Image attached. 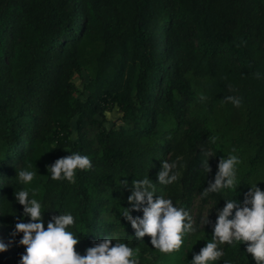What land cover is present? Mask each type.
<instances>
[{
  "label": "trees",
  "instance_id": "obj_1",
  "mask_svg": "<svg viewBox=\"0 0 264 264\" xmlns=\"http://www.w3.org/2000/svg\"><path fill=\"white\" fill-rule=\"evenodd\" d=\"M71 153L92 167L75 183L52 180L47 167ZM230 154L236 187L202 196ZM164 161L176 164L171 185L158 183ZM20 169L37 172L30 184ZM145 178L189 214L197 199L220 211L252 185L264 191V0H0V264L25 252L13 235L30 222L21 188L41 202L45 228L73 215L81 255L108 237L133 248L137 264H190L217 216L194 224L178 252L155 250L123 218L132 181ZM218 247L212 264H255L245 244Z\"/></svg>",
  "mask_w": 264,
  "mask_h": 264
},
{
  "label": "clouds",
  "instance_id": "obj_2",
  "mask_svg": "<svg viewBox=\"0 0 264 264\" xmlns=\"http://www.w3.org/2000/svg\"><path fill=\"white\" fill-rule=\"evenodd\" d=\"M200 99L204 100L206 97L202 95ZM223 99L235 107L241 106V98L237 96H226ZM204 154L211 157L210 153ZM239 163L238 156L233 154L221 158L214 182L209 183L202 196L218 193L222 189H234ZM91 167L92 162L88 156L71 153L57 159L47 167V171L52 180L63 179L75 183L76 171ZM175 167V163L164 161L162 170L158 173V183H174L177 180V175L172 171ZM202 167L207 173L211 171L208 160ZM36 174L35 171L20 169L17 180L27 185ZM122 184L123 187H128L127 180ZM154 193L155 186L148 178L133 180L131 195L128 197V203L132 207L124 208L123 218L130 223L138 240L149 237L152 248L163 254L178 252L184 244L185 234L196 231L193 219L184 208L174 206L171 199L155 196ZM35 195L36 191L33 190L32 196ZM14 196L23 207L24 216L30 217L28 223H16L13 232L14 236L23 234L19 244L25 248V252L20 258V264H137L133 248L122 242H115L113 245V239L108 237L87 248L85 254L81 255L76 251L80 239L69 230L75 224L73 215L53 216L45 228L41 202L35 198L30 199L29 191L24 188L17 190ZM133 211H142V218H134L131 215ZM202 223L207 225L208 218L202 220ZM234 243L245 244L246 253L251 255L255 264H264V191L257 185L250 186L242 204L232 199L225 200V206L217 213L212 240L193 256L190 264H212L224 255L218 245ZM5 251L6 245L0 242V252Z\"/></svg>",
  "mask_w": 264,
  "mask_h": 264
},
{
  "label": "rangeland",
  "instance_id": "obj_3",
  "mask_svg": "<svg viewBox=\"0 0 264 264\" xmlns=\"http://www.w3.org/2000/svg\"><path fill=\"white\" fill-rule=\"evenodd\" d=\"M77 83H80L78 79H76ZM119 117V114L117 112V109L108 115V118L112 121H117V118ZM218 211H213V208L211 205H203L199 199L195 200L193 206H192V212L191 217L193 219L194 224L198 223L200 227L206 226L202 223V220H206L208 218L211 219V215L217 216ZM224 244L218 245L222 246Z\"/></svg>",
  "mask_w": 264,
  "mask_h": 264
}]
</instances>
